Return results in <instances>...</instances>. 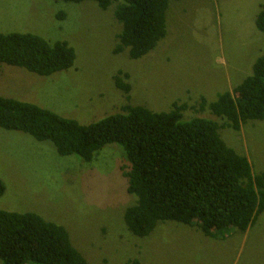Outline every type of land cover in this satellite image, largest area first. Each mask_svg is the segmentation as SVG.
Returning a JSON list of instances; mask_svg holds the SVG:
<instances>
[{"label": "rangeland", "instance_id": "rangeland-1", "mask_svg": "<svg viewBox=\"0 0 264 264\" xmlns=\"http://www.w3.org/2000/svg\"><path fill=\"white\" fill-rule=\"evenodd\" d=\"M264 0H170L166 36L146 56L113 54L120 25L113 9L92 2L0 0V33H29L49 43L65 42L73 66L48 77L0 65V96L36 105L88 126L127 104L168 112L174 102L200 105L231 92L264 55V35L255 17ZM65 14L63 20L57 16ZM118 72L130 91L117 89ZM191 110L186 115L196 116ZM205 118H211L204 114ZM204 118L202 116H196ZM187 121L189 119H184ZM227 147L244 154L252 175L264 171V121L240 132L220 129ZM125 152L104 146L90 163L60 157L49 142L0 129V210L31 212L63 226L88 264H264V213L242 235L204 237L190 227L162 222L144 239L131 238L123 215L135 197L120 173ZM124 159V160H123Z\"/></svg>", "mask_w": 264, "mask_h": 264}, {"label": "trees", "instance_id": "trees-1", "mask_svg": "<svg viewBox=\"0 0 264 264\" xmlns=\"http://www.w3.org/2000/svg\"><path fill=\"white\" fill-rule=\"evenodd\" d=\"M53 1L92 2L101 11L113 9L120 32L112 52L118 55L127 50L131 60L154 51L167 33L170 0ZM254 24L264 35V5ZM74 60L75 52L65 42L51 44L29 33H0V65L48 77L69 70ZM124 81L128 76L118 72L115 87L127 95L130 86ZM200 101L199 106L174 102L168 112L158 113L127 104L119 113L83 126L36 105L0 96V129L49 142L58 156H77L83 163H90L106 145L122 147L126 157L120 173L126 192L135 197L123 215L131 238L144 239L159 223L168 221L214 240L225 239L234 230L243 235L264 213V171L252 175L250 161L227 147L219 130L240 132L249 122L264 121V55L254 60L250 75L231 92L217 94L211 103ZM187 110L204 118L188 117ZM4 193L0 179V197ZM0 264L88 263L63 226L35 213L0 210ZM127 264L140 262L133 259Z\"/></svg>", "mask_w": 264, "mask_h": 264}]
</instances>
